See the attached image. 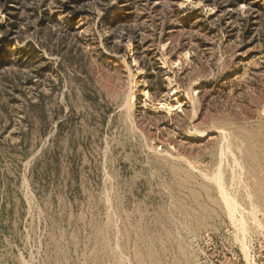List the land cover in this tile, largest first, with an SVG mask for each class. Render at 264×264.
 Returning a JSON list of instances; mask_svg holds the SVG:
<instances>
[{"label":"rangeland","instance_id":"374dc122","mask_svg":"<svg viewBox=\"0 0 264 264\" xmlns=\"http://www.w3.org/2000/svg\"><path fill=\"white\" fill-rule=\"evenodd\" d=\"M0 264H264V0H0Z\"/></svg>","mask_w":264,"mask_h":264},{"label":"trees","instance_id":"16d2710c","mask_svg":"<svg viewBox=\"0 0 264 264\" xmlns=\"http://www.w3.org/2000/svg\"><path fill=\"white\" fill-rule=\"evenodd\" d=\"M0 49H1V43H0ZM1 51V50H0ZM8 63V61H3V60H1V52H0V66H3V65H5V64H7Z\"/></svg>","mask_w":264,"mask_h":264}]
</instances>
